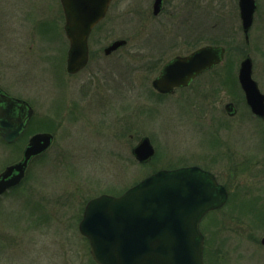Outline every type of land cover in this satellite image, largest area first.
<instances>
[{
    "label": "rangeland",
    "instance_id": "1",
    "mask_svg": "<svg viewBox=\"0 0 264 264\" xmlns=\"http://www.w3.org/2000/svg\"><path fill=\"white\" fill-rule=\"evenodd\" d=\"M142 1L137 14L134 0H113L90 36V65L69 77L60 0H0V85L35 109L17 141L0 135V172L23 156L33 133L54 134L22 183L0 197V264H97L78 229L86 202L118 195L159 169L194 164L229 191L226 205L201 222L205 263L264 264V123L243 103L234 116L225 109L232 92H242L238 73L246 54L264 93V0H257L248 43L230 25L229 16L237 19L232 0H202V16L197 0H166L159 16L153 0L150 12L149 0ZM234 36L239 47L229 44ZM118 39L128 44L105 56L103 48ZM216 39L229 46L220 64L189 88L156 94L152 79L165 61ZM99 57L105 73L94 72ZM152 59L158 63L148 66ZM211 78L213 92L201 91L200 82ZM75 97L82 102L73 103ZM89 99L90 108L73 111ZM145 135L156 153L141 163L132 147Z\"/></svg>",
    "mask_w": 264,
    "mask_h": 264
},
{
    "label": "water",
    "instance_id": "2",
    "mask_svg": "<svg viewBox=\"0 0 264 264\" xmlns=\"http://www.w3.org/2000/svg\"><path fill=\"white\" fill-rule=\"evenodd\" d=\"M112 0H61L65 32L70 42L67 70L76 73L89 60V37L108 12ZM246 38L253 24L256 0H239ZM162 0L155 1V13ZM118 39L105 53L125 45ZM225 48L205 45L190 54L178 55L167 62L153 80L162 93L188 85L196 76L220 63ZM253 60L247 55L239 68V81L254 113L264 116V94L253 78ZM228 112L233 111L230 104ZM32 107L23 99L0 92V133L15 141L32 116ZM49 131L33 134L21 160L0 173V195L24 179L31 160L53 143ZM150 137L144 136L132 153L140 162L155 155ZM228 198L226 187L214 174L199 166L162 169L144 178L121 195L101 194L90 199L79 228L88 237L91 254L98 264H205L204 234L200 222L204 215L222 207ZM264 244V237L262 238Z\"/></svg>",
    "mask_w": 264,
    "mask_h": 264
},
{
    "label": "flooded vegetation",
    "instance_id": "3",
    "mask_svg": "<svg viewBox=\"0 0 264 264\" xmlns=\"http://www.w3.org/2000/svg\"><path fill=\"white\" fill-rule=\"evenodd\" d=\"M155 1L156 0H153V3H152V8H153V10H152V12H153V14H154V16H159V15H161L164 11H165V8H166V0H162V7H161V9H160V11L158 12V13H155ZM233 2H234V4H235V9H236V17H237V19H235L234 21L232 20V17L230 18V16H229V22H230V25H231V27L233 28V30H234V32H238V31H243V33H244V36H245V41L248 43L249 42V40H247L246 39V33H245V31H244V26H243V19H242V16H241V9H240V4H239V0H232ZM231 1V2H232ZM134 3H135V8H136V13L137 14H139V10H140V4L142 5L143 4V1L142 0H134ZM203 3V1L201 0V3L199 4L198 3V0L196 1V5H197V7H196V10H195V13H196V15H198V14H200L201 16H202V10L203 9H197L198 7H202V4ZM256 4H257V10H258V3H257V0H256ZM150 8H151V1L149 0L147 3H146V11L148 12H150ZM63 10V9H62ZM256 10V11H257ZM63 14H64V12H63ZM255 15H256V13H255ZM255 15H254V20H253V24H254V22H255V20H256V18H255ZM63 17H64V21L63 22H65V16L63 15ZM62 17V15H61V18H63ZM97 25H99V23L97 24ZM97 25L94 27V29L97 27ZM196 25V24H195ZM194 25V26H195ZM253 26V25H252ZM252 26H251V28H252ZM201 27H202V22H201ZM211 27L212 28H214V25L212 24L211 25ZM94 29H93V31H94ZM212 30V29H211ZM214 31H211L210 33H213ZM194 33H198V36L202 33L201 32V29H199L198 31H195ZM92 34V33H91ZM197 36V37H198ZM217 40V39H216ZM214 43H200V45L199 46H197L195 49H192L191 51H189L188 53H186V54H177V55H175V56H173L172 58H174V57H176V56H178V55H187V54H190L191 52H193L194 50H196V49H198V48H200V47H203V46H205V45H218V46H222V47H224L225 48V50H226V52H227V49L229 48V46H227L226 44H222V43H220V41H219V39L215 42V40L213 41ZM238 42H240L239 41V39H238V37H236V36H234V38H233V40H231L230 42H229V44H232L233 46L232 47H239V45H238ZM128 44V41L126 42V44H125V46ZM149 44H154L155 45V43L154 42H149ZM108 46V45H107ZM107 46H105L104 48H103V51H104V54H105V56H112V55H115V54H120L121 52H122V49L125 47V46H122V47H119L118 49H116V50H114V51H112L110 54H106L105 53V48L107 47ZM158 45H156L155 47H157ZM151 47H153V46H150V48ZM160 47V46H159ZM69 48H70V42H69V46H67L66 47V50H65V59H66V71H67V73H68V76L70 77V76H74V75H77L78 73H80V72H82L83 70H85L89 65H90V62H91V57H92V52H91V49H90V43H89V60H88V63L86 64V66L83 68V69H81L80 71H78V72H76V73H70V72H68V70H67V59H68V54H69ZM53 51V50H52ZM247 55H250V54H246V56ZM245 56V57H246ZM251 56V55H250ZM244 57V58H245ZM172 58H170V59H168L167 61H165L163 64H162V66L160 67V70H159V73L152 79V86H153V80L161 73V70H162V67L169 61V60H171ZM252 58V57H251ZM98 64H96L94 67H95V71L94 72H96V73H105V71L107 70V68H105V66L103 65V63H101V58L99 57L98 58ZM152 60H155V59H152ZM158 61H162V59H157ZM253 60V59H252ZM158 62L155 60V61H152L151 63H149L148 64V66H153L154 64H157ZM215 67V66H214ZM209 70H211V69H209ZM209 70H207V71H209ZM207 71H205V72H207ZM205 72L204 73H202L201 75H199V76H197L196 78H194L188 85H186V86H181V87H176L175 89H174V91L172 92V93H162V92H160V91H158V90H156L155 88H154V86H153V89L156 91V94L158 95V96H162V97H164V96H166V95H170V94H173L174 92H176L178 89H185V88H189L190 86H193V84L197 81V79L200 77V76H202L203 74H205ZM216 78H211V79H207L204 83H201L200 82V84L198 85V86H200V87H203L202 88V90L201 91H207V92H213V88L216 86ZM239 80V79H238ZM240 83V82H239ZM241 86V85H240ZM241 89H242V92L240 91V96H237L236 94H234L233 92H232V94H233V97H234V99L233 100H230V101H228L226 104H225V108H226V106L228 105V104H230L231 105V107H233V111L230 113V112H228L227 111V109H226V111H227V113L229 114V115H231V116H234V115H236L237 114V112H238V106H240V104H245V106H248L249 107V109H250V111L252 112V114H253V117L255 118V119H257V120H260V122L261 123H264V116H258V115H256V114H254L253 113V111L251 110V107L249 106V104H248V101H247V98H246V94H245V92H244V90H243V88H242V86H241ZM197 90V89H196ZM0 92H3V93H7L8 94V92H6V90L3 88V86H1L0 85ZM243 93V94H242ZM13 96V95H12ZM84 96H86V95H82V98L84 97ZM13 97H15V98H19V97H16V96H13ZM77 98L78 97H75L74 99L72 98V102L73 103H78L79 101L80 102H82L80 99L79 100H77ZM81 98V97H80ZM19 99H22V98H19ZM31 107H32V109H33V113H32V116L29 118V120H28V123H27V125H26V127H25V129L22 131V133H21V135H23L24 133H25V131L27 130V128L29 127V125L31 124V122H32V119H33V116H34V113H35V109H34V107L32 106V104L29 102V101H27V100H25ZM91 100L89 99L88 101H87V104H86V106H83V107H79L77 104L75 105V107H74V110L73 111H77V110H80V109H82V108H84V107H88L89 106V108H90V104H91ZM102 104V103H101ZM101 104H99L98 106L99 107H101ZM259 158L260 159H262V155L261 156H259ZM200 166V165H199ZM202 167V166H201ZM202 168H204V167H202ZM204 169H206V168H204ZM206 170H208V169H206ZM208 171H210V170H208ZM212 172V171H211ZM212 173H214V172H212ZM215 174V173H214ZM216 175V174H215ZM216 177H217V175H216ZM217 179H218V177H217ZM219 180V179H218ZM220 181V180H219Z\"/></svg>",
    "mask_w": 264,
    "mask_h": 264
},
{
    "label": "trees",
    "instance_id": "4",
    "mask_svg": "<svg viewBox=\"0 0 264 264\" xmlns=\"http://www.w3.org/2000/svg\"><path fill=\"white\" fill-rule=\"evenodd\" d=\"M21 140H23V139H21ZM21 140H20V141H21Z\"/></svg>",
    "mask_w": 264,
    "mask_h": 264
}]
</instances>
